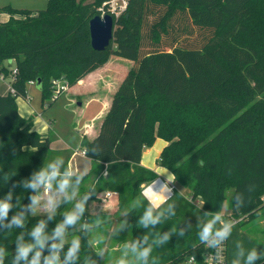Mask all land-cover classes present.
<instances>
[{
  "label": "trees",
  "instance_id": "16d2710c",
  "mask_svg": "<svg viewBox=\"0 0 264 264\" xmlns=\"http://www.w3.org/2000/svg\"><path fill=\"white\" fill-rule=\"evenodd\" d=\"M110 1L50 0L38 11L0 8V15L10 17L0 22V73L9 76L10 67L18 68L17 94L0 95V197L50 157L51 134L34 131L32 119L24 118L17 104L19 98L27 99L29 83L41 81L45 102L53 96V80L64 78L72 88L112 58H121L133 66L98 136L82 141L94 162L84 178H94L90 189L95 194L88 204L111 193L104 202L116 201L118 211L131 206L143 187L158 178L142 166V158L157 138L163 139L168 145L162 166L204 205L200 209L176 191L168 202L175 203L176 215L157 230L186 222L192 228L154 249L153 256L160 264H190L193 256L194 264H207L206 245L197 236L203 212L219 210L230 191L245 199L242 206H231L226 219L250 220L264 207V0H129L125 13L115 19L112 45L95 51L90 22ZM97 146L100 155L91 152ZM15 194L21 203L28 202L27 190L17 187ZM142 204L146 207L148 201ZM70 207H62L56 221ZM143 210L128 211L136 236L147 231L137 224ZM101 214L110 212L103 209ZM85 216L89 221L96 217L89 211ZM37 219L29 217L28 227ZM18 231L0 232V245L10 253ZM82 244V256L94 252L88 240ZM232 252L230 238L225 264Z\"/></svg>",
  "mask_w": 264,
  "mask_h": 264
},
{
  "label": "clouds",
  "instance_id": "9594fccd",
  "mask_svg": "<svg viewBox=\"0 0 264 264\" xmlns=\"http://www.w3.org/2000/svg\"><path fill=\"white\" fill-rule=\"evenodd\" d=\"M91 152L101 154L98 146L92 148ZM199 163L202 167L203 161ZM87 174V167L73 170L65 167L63 157H56L33 171L29 178L13 184L3 197H0V232L19 230L14 241V253H10L6 246L0 245V264H5L6 259L9 264H100L101 259L105 260L109 254L106 241L103 246H97L93 253L81 255L82 241L88 240V246L91 248L90 234L109 222L101 214L103 209L96 213L94 220L89 221L85 216L89 211L88 201L95 194L94 189H89L84 194L80 192ZM104 175H107V172ZM8 181L5 174L4 182L7 184ZM172 182L174 181H170L168 176L167 182L159 191L154 190L155 181L142 189L141 194L147 199V206L137 199L132 208H144L137 224L147 231L134 239L125 240L119 257L112 260L111 264H160L159 257L153 256L154 249L168 244L174 235L178 238L184 237L191 230L190 222L180 227L173 226L168 231L157 230V225L176 215L175 203H168L172 198V189L168 185ZM17 187L30 193L27 203H21L19 196L15 194ZM244 199V194L238 192L231 196L230 202L234 207H240L244 204ZM65 205L71 207L56 221L59 210ZM225 207L227 202L219 210L203 212L198 219V240L200 244L213 250L208 257V264H225L224 244L236 227L234 220L225 218ZM129 215L127 211L122 214L123 218L109 233L111 238L131 228ZM29 217H39L30 228ZM53 222L54 227L49 230V225ZM73 232L80 234L69 238ZM97 239L103 240L102 237ZM195 259L193 256L190 264ZM258 260L264 261V251H258L257 247L249 249L242 241H234L230 264H256Z\"/></svg>",
  "mask_w": 264,
  "mask_h": 264
},
{
  "label": "rangeland",
  "instance_id": "374dc122",
  "mask_svg": "<svg viewBox=\"0 0 264 264\" xmlns=\"http://www.w3.org/2000/svg\"><path fill=\"white\" fill-rule=\"evenodd\" d=\"M49 1L50 0H0V8L10 5L15 9L29 11L45 10L49 5ZM128 63V68L133 66L132 62L128 61ZM9 76L6 77L7 81L10 80ZM0 90L8 94L10 92V88L1 77ZM77 92L80 93L82 96L81 98L74 93L67 92L62 94L56 101H54L52 96L44 102L43 93L39 90V87L29 84L27 87V99L19 98L17 104L21 115L26 119H32L33 129L35 131L51 134L50 160L56 157H63L65 166L69 164L73 170L87 167L90 172L94 166V162L85 155V150L82 146V135L84 132L89 131L88 129L92 124L99 129L102 120L100 119L102 110L101 104L89 100L90 95L85 91L78 89ZM162 142L163 139L157 138L153 146L146 149L147 153L145 152V158H149L150 163L158 168V170L155 171L159 176H162L166 181L169 176V180L174 181L173 177L170 175L171 171L164 168L161 164ZM151 149H153V152L149 155L148 150ZM175 186L181 194L188 195V191L182 186L177 183H175ZM89 189L90 182L88 181L87 183H83L80 192L84 194ZM233 194V191H230L228 194L227 207L224 208L225 216L231 215L232 203L230 200ZM138 199H140L142 203L143 201H147L142 195ZM101 208L118 211L116 201L110 200L104 202L103 199H100L98 202L91 201L89 203L90 214L99 210L101 211ZM131 208L132 205L119 210L118 213H113L111 215L105 214L109 222L104 224L103 227L95 229L94 232L90 234L89 240L92 242L91 249L93 251H95L97 246H103L104 241L107 243L109 254L105 257V260L101 259V263L111 264L112 260L119 257L123 242L137 237L134 232V226L131 224V228L120 233L119 236L114 238L109 236L111 230L122 219V214L126 211L128 212ZM241 220H243V222H241L240 225L236 224L232 236L230 237L233 241V252L234 241L237 240L242 241L246 248L250 249L252 247H257L258 251H264V207L259 210V213L254 218L250 220L243 217L237 219V221ZM77 233L79 232L70 233L69 238L78 235ZM98 237H102L103 240L97 239Z\"/></svg>",
  "mask_w": 264,
  "mask_h": 264
},
{
  "label": "crops",
  "instance_id": "0c3cea01",
  "mask_svg": "<svg viewBox=\"0 0 264 264\" xmlns=\"http://www.w3.org/2000/svg\"><path fill=\"white\" fill-rule=\"evenodd\" d=\"M36 11H38V10H36ZM9 18L10 17L8 14H2V15H0V22L1 23L7 22L9 20ZM127 64H129L127 60H124L121 58H112L104 67L98 69L97 71H95L92 74H90L89 76H87L84 80L80 81L77 86L72 87L70 89V91L68 92V93H74L75 95H77L81 98L82 96L80 95V93L77 92V90L79 89V90L85 91L88 95H90L89 100H92L93 102L101 104L102 112H101V118L100 119H102V120H101V124H100L99 129H97L96 126L94 127L92 124L91 127H89V129H88L89 131L83 133V135H82L83 137L85 136L90 140H94L98 136L102 122H103V119L108 114V112L111 108L113 97H114L117 89L119 88L120 84L122 83L123 79L127 75L129 69L132 67L131 66L130 68H128ZM6 66L9 67L8 64ZM4 82L9 87V81L5 80ZM39 90H41V88H39ZM0 94L3 96L8 95L7 92H1V90H0ZM41 134H46V133H41ZM83 137H82V141H83ZM161 144H162L161 147H162V152H163V150L168 145V143L163 140V142ZM152 150L153 149L148 150L149 155L153 152ZM145 152L147 153V151L146 150L144 151L143 158H142V166L154 171L158 175V173L156 172L158 170V168H156L155 166H153V164L150 163L149 158H145V155H146ZM162 152H161V154H162ZM61 153H63V152H61ZM49 161H51L50 157L48 159V162ZM65 167L71 168V166L69 164H68V166H65ZM88 173H90V172L88 171ZM171 176L173 177V180H174V175L172 174V172H171ZM158 177L164 179L162 176L158 175ZM88 181L90 182V188H91V186L94 182V178H90L86 181H83V183H87ZM83 183H82L81 187L83 186ZM173 183L175 184V182H173ZM81 187H80V189H81ZM186 191H188V190H186ZM105 211H109L110 212L109 215H111V214L115 213V211H117V210L107 209ZM98 212H100V210L96 211L94 213H91L90 215L94 217V216H96V213H98Z\"/></svg>",
  "mask_w": 264,
  "mask_h": 264
},
{
  "label": "built area",
  "instance_id": "2783aa9c",
  "mask_svg": "<svg viewBox=\"0 0 264 264\" xmlns=\"http://www.w3.org/2000/svg\"><path fill=\"white\" fill-rule=\"evenodd\" d=\"M128 3H129V0H111L110 2L106 3L103 7L100 8V16L104 18L107 15H111L114 19H119L127 10ZM9 70H10V76H9L10 80H8V81H9L10 92L13 95H16L17 91H16L15 87L13 86V84L17 80L18 68L16 66H13V67H10ZM0 77L4 81L7 80V78H6L7 76L4 73H0ZM29 84L31 86L37 85V83L34 81H31ZM52 84H53V89H54V93H53L54 101H56L62 94L69 92V90L71 89L70 84L64 78L53 80ZM166 182L167 181H165L164 179L158 177L154 183V190L159 191L165 185ZM152 183L144 186V188L148 187ZM168 187H170L172 189L171 196L173 198L175 195V192L178 190H177L174 183L169 184ZM111 195H112L111 193H106L105 195H102L101 198L104 201H106L107 199H109L111 197ZM184 196L188 202L192 203L196 207H198L200 209L203 207L204 202H203V199L201 197H195L190 192H188V195H184ZM172 198L170 200H172ZM234 221L236 222V224L239 223V221H237V219H235ZM227 247H228V240L224 244L223 255L225 258V262L227 260ZM206 249H207V252L205 254V263L208 264V257L210 254L213 253V250L209 249L207 246H206ZM190 261H191V259H190ZM195 262H196V260L192 261L191 264H194Z\"/></svg>",
  "mask_w": 264,
  "mask_h": 264
},
{
  "label": "water",
  "instance_id": "95a60500",
  "mask_svg": "<svg viewBox=\"0 0 264 264\" xmlns=\"http://www.w3.org/2000/svg\"><path fill=\"white\" fill-rule=\"evenodd\" d=\"M115 19L111 15L104 18L96 16L90 22L91 45L95 51H105L114 40ZM41 81L37 83V87L41 88Z\"/></svg>",
  "mask_w": 264,
  "mask_h": 264
}]
</instances>
